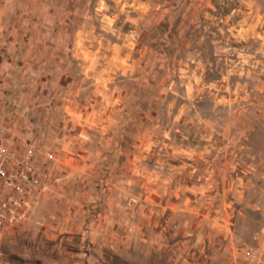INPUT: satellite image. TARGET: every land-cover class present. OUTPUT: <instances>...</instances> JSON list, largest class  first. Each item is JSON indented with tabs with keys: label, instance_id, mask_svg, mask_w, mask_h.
Masks as SVG:
<instances>
[{
	"label": "rangeland",
	"instance_id": "obj_1",
	"mask_svg": "<svg viewBox=\"0 0 264 264\" xmlns=\"http://www.w3.org/2000/svg\"><path fill=\"white\" fill-rule=\"evenodd\" d=\"M0 144V264H264V0H0Z\"/></svg>",
	"mask_w": 264,
	"mask_h": 264
},
{
	"label": "built area",
	"instance_id": "obj_2",
	"mask_svg": "<svg viewBox=\"0 0 264 264\" xmlns=\"http://www.w3.org/2000/svg\"><path fill=\"white\" fill-rule=\"evenodd\" d=\"M31 149L28 147L24 152L23 157L27 158ZM12 153L4 145L0 144V188L3 189V196L0 197V215L4 214L6 217L17 218V193L24 186H30L36 182L33 175L26 173L24 158L12 160ZM21 161V162H20ZM11 167L7 168L6 166ZM16 184L19 186L14 187ZM6 188H13L9 191ZM15 189V192H14ZM7 191V192H6Z\"/></svg>",
	"mask_w": 264,
	"mask_h": 264
},
{
	"label": "crops",
	"instance_id": "obj_3",
	"mask_svg": "<svg viewBox=\"0 0 264 264\" xmlns=\"http://www.w3.org/2000/svg\"><path fill=\"white\" fill-rule=\"evenodd\" d=\"M256 7V8H255ZM253 8H255V9H257L258 8V6H253ZM28 145H26L25 147H27ZM7 147V146H6ZM8 149V148H7ZM16 155H18V153L16 152V153H13V151H12V157H11V162L10 163H12V160H15L16 159ZM7 168H9V167H11L10 165H7L6 166Z\"/></svg>",
	"mask_w": 264,
	"mask_h": 264
}]
</instances>
